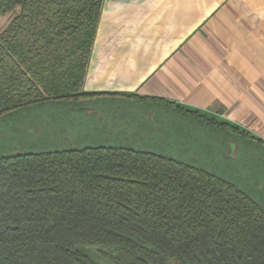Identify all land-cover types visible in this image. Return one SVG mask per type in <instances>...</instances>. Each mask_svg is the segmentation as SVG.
<instances>
[{
  "label": "trees",
  "instance_id": "1",
  "mask_svg": "<svg viewBox=\"0 0 264 264\" xmlns=\"http://www.w3.org/2000/svg\"><path fill=\"white\" fill-rule=\"evenodd\" d=\"M102 1L0 0V16L11 14L0 32V146L64 136L72 114L105 125L106 107L115 115L131 98L149 104L136 136L197 150L237 180L134 148L128 135L0 154V264H264V141L161 99L83 92ZM49 108L53 120L12 125ZM185 121L193 133L180 132Z\"/></svg>",
  "mask_w": 264,
  "mask_h": 264
},
{
  "label": "crops",
  "instance_id": "2",
  "mask_svg": "<svg viewBox=\"0 0 264 264\" xmlns=\"http://www.w3.org/2000/svg\"><path fill=\"white\" fill-rule=\"evenodd\" d=\"M83 92L161 99L264 141V0H103Z\"/></svg>",
  "mask_w": 264,
  "mask_h": 264
},
{
  "label": "rangeland",
  "instance_id": "3",
  "mask_svg": "<svg viewBox=\"0 0 264 264\" xmlns=\"http://www.w3.org/2000/svg\"><path fill=\"white\" fill-rule=\"evenodd\" d=\"M17 12V9H16ZM11 14H7L4 16H0V32L4 29L7 24V21L10 19ZM113 101V100H112ZM121 106L118 109V112L114 115L110 113V108L106 107L105 115V125L103 124H95L94 118L86 117L84 118L83 115H77V117L72 116L69 120L73 118H78L77 120L71 121L72 128L66 129L67 134L62 136L61 134L56 135L58 140L55 138V135L52 132H48L47 134H38L34 135L33 133H23V136L16 135V137L10 138L9 140L2 142L0 146V154H5L8 152H14L15 150L18 151H25V152H38V151H46L52 149V145H66L71 142L73 144H80V145H87V144H105V145H113V144H125L123 142H114L116 140V136H127L128 135V145L138 148L141 150H146L149 152L154 153H161L167 154L176 158H180L190 164L195 166H199L203 168H207V170L220 175L229 180H237V170L232 168L231 166H226L225 163L214 161L211 164L207 163V158L205 159V155L197 150H188V149H181V148H169L165 145L164 139H155L150 140L146 139L145 137L139 136L141 131H143L144 126L140 120L141 114L145 111L146 107L149 104H143L138 100H134L131 98H125L121 100ZM109 103L107 101L99 102L98 105ZM111 106L113 105L110 102ZM96 107L98 106L95 104ZM94 107V106H93ZM83 111H80V113ZM56 112L53 109H38L36 111H32L27 117L21 116L14 119L12 125L19 126L22 128L23 126L29 124L35 117L40 118L41 120H53L52 118ZM145 117L151 118V114L149 113ZM104 119V118H103ZM141 121V120H140ZM184 120H182L183 122ZM94 122V124H93ZM184 125H179L181 133L191 134V130L188 129L189 124L188 121H185ZM137 124L138 126H136ZM101 125V126H99ZM111 125H114L112 127ZM22 126V127H21ZM171 125L170 127H173ZM10 127V124L9 126ZM198 128V126H195ZM7 129V128H6ZM172 129V128H171ZM52 134V135H51ZM133 134L135 137H133ZM139 134L138 136H136ZM50 135V136H49ZM70 141H65L63 138H66ZM112 139V140H111ZM94 140V143H93ZM178 141V139H176ZM21 143L22 146L18 145ZM162 145H164L162 147ZM229 150H227V153ZM239 150L235 149L234 155L235 158L238 157ZM204 156H203V155ZM247 186H252L251 182L247 181Z\"/></svg>",
  "mask_w": 264,
  "mask_h": 264
}]
</instances>
